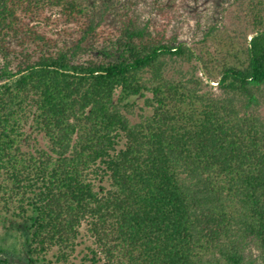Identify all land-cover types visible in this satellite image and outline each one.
<instances>
[{"label": "trees", "instance_id": "1", "mask_svg": "<svg viewBox=\"0 0 264 264\" xmlns=\"http://www.w3.org/2000/svg\"><path fill=\"white\" fill-rule=\"evenodd\" d=\"M119 3L0 0V264H264V0L199 51Z\"/></svg>", "mask_w": 264, "mask_h": 264}, {"label": "rangeland", "instance_id": "2", "mask_svg": "<svg viewBox=\"0 0 264 264\" xmlns=\"http://www.w3.org/2000/svg\"><path fill=\"white\" fill-rule=\"evenodd\" d=\"M121 2L132 7L144 21L168 23L171 33L178 35L182 42L194 50L199 51L204 45L215 50L219 42L229 35L237 36L238 31L247 33L249 39L252 36L250 30H247L250 0H120ZM211 31L213 34L207 36ZM214 91L219 92L217 88ZM83 232L86 234L87 230L83 228ZM84 240L88 245L93 243V239L88 237ZM83 248L84 246L78 248L75 259L73 257L69 264H81L83 255L79 252Z\"/></svg>", "mask_w": 264, "mask_h": 264}]
</instances>
